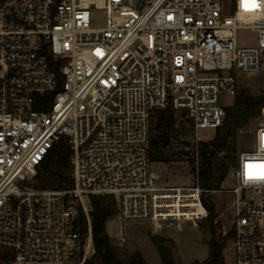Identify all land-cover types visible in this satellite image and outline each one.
<instances>
[{
    "label": "built area",
    "instance_id": "1",
    "mask_svg": "<svg viewBox=\"0 0 264 264\" xmlns=\"http://www.w3.org/2000/svg\"><path fill=\"white\" fill-rule=\"evenodd\" d=\"M241 29L258 44L240 46ZM235 71L264 73V0H0V264H85L86 198L99 196L115 199L121 223H149L158 242L157 225L190 219L209 245L215 226L223 264H264V179L242 180L246 165H264V106L220 190L163 187L152 168L154 114H187L192 142L180 143L196 163L198 131L226 120L219 94L235 95ZM63 137L70 180L36 188ZM214 192L232 200L211 221L204 199Z\"/></svg>",
    "mask_w": 264,
    "mask_h": 264
},
{
    "label": "trees",
    "instance_id": "2",
    "mask_svg": "<svg viewBox=\"0 0 264 264\" xmlns=\"http://www.w3.org/2000/svg\"><path fill=\"white\" fill-rule=\"evenodd\" d=\"M264 106V100L245 102L239 98L235 105L226 110V120L222 127L217 129L214 139L202 141L197 145V162H192V174L198 184L205 191H218L230 169L237 165L238 151L236 139L241 130L246 128L250 122L259 114ZM187 114L182 113L185 118ZM179 118L172 109L157 111L152 120L151 129V159L153 163H165L169 161L166 149L169 146L172 136L179 138L193 128H185L183 123L176 127ZM154 124V126H153ZM232 141V142H231ZM232 143V144H231ZM223 153V154H222ZM72 155L69 139L63 137L56 143L41 164L35 187L38 189H59L63 182L71 178L70 158ZM206 207L210 211L211 221L214 218L215 208L204 199ZM92 209L90 212L93 240V254L85 264H146L140 252L132 254L128 259H121L116 248L112 245L110 236L106 231L109 221L117 215V204L111 196L92 197ZM87 222L83 219L80 233L85 236ZM211 234V255L209 262L205 264H223V245L218 242V232L212 224ZM160 248L161 264H175L166 249L173 253L168 240L156 235ZM163 244V245H162Z\"/></svg>",
    "mask_w": 264,
    "mask_h": 264
},
{
    "label": "rangeland",
    "instance_id": "3",
    "mask_svg": "<svg viewBox=\"0 0 264 264\" xmlns=\"http://www.w3.org/2000/svg\"><path fill=\"white\" fill-rule=\"evenodd\" d=\"M93 22L96 25H102L104 22V13L94 12ZM237 41L240 46H255L258 44V33L250 29H241L237 32ZM232 75L236 83L235 95H231L227 92L220 93L219 103L221 106L225 109H230L235 105L237 98L245 102L264 100V73L245 74L235 71ZM182 113L183 112H176L179 118L178 124L180 125L183 123L185 128H192L191 120L187 117H181ZM253 126L254 121L252 120L246 128L239 132L236 139L237 151L243 150L250 145V131ZM192 132L193 129L185 134V138L181 137V139L173 136L172 138H175V141L170 140L169 146L165 150L169 161L165 163H153V171L160 175V180L158 182L160 186H192L196 183L192 174V162H194L192 147L190 150L186 151V147L180 143L182 138L192 142ZM198 134L204 141H209L215 138L217 130L202 129L198 131ZM227 182L229 183V179ZM207 199L209 203L214 205L217 214L220 215L227 212L232 200L231 196L225 192L211 193L208 195ZM86 204L89 209H92V205L88 198H86ZM121 226L124 227L123 234L126 237V243L124 245H120L117 239L121 231ZM106 231L121 259H128L132 254L140 252L146 264H161L159 244L152 238L154 234L151 231L149 223L128 222L123 224L116 216L108 222ZM157 235L168 240L175 254V264H196L206 262L210 259V238L208 235L203 236L202 232L195 228L191 222L183 223L181 228L164 227Z\"/></svg>",
    "mask_w": 264,
    "mask_h": 264
},
{
    "label": "snow or ice",
    "instance_id": "4",
    "mask_svg": "<svg viewBox=\"0 0 264 264\" xmlns=\"http://www.w3.org/2000/svg\"><path fill=\"white\" fill-rule=\"evenodd\" d=\"M255 4L253 3V7ZM245 7H248V4H245ZM259 168V172H254L252 169ZM246 179H264V165H246Z\"/></svg>",
    "mask_w": 264,
    "mask_h": 264
},
{
    "label": "bare ground",
    "instance_id": "5",
    "mask_svg": "<svg viewBox=\"0 0 264 264\" xmlns=\"http://www.w3.org/2000/svg\"><path fill=\"white\" fill-rule=\"evenodd\" d=\"M185 222H191L192 224H194L192 222V220L190 219H184V220H180L178 222H174L172 223L170 226L169 225H165V227H176V228H181V226L183 225V223ZM164 228H161L160 225H157V230H155L157 233H160Z\"/></svg>",
    "mask_w": 264,
    "mask_h": 264
},
{
    "label": "clouds",
    "instance_id": "6",
    "mask_svg": "<svg viewBox=\"0 0 264 264\" xmlns=\"http://www.w3.org/2000/svg\"><path fill=\"white\" fill-rule=\"evenodd\" d=\"M260 135H261V138L264 139V133H261ZM242 180H243V182H244L245 184L249 183V180L246 179V178H244V177H242Z\"/></svg>",
    "mask_w": 264,
    "mask_h": 264
},
{
    "label": "water",
    "instance_id": "7",
    "mask_svg": "<svg viewBox=\"0 0 264 264\" xmlns=\"http://www.w3.org/2000/svg\"><path fill=\"white\" fill-rule=\"evenodd\" d=\"M187 144H189V142H187Z\"/></svg>",
    "mask_w": 264,
    "mask_h": 264
}]
</instances>
